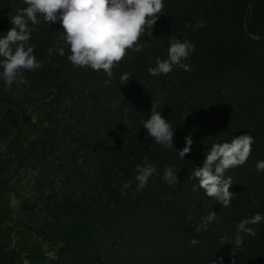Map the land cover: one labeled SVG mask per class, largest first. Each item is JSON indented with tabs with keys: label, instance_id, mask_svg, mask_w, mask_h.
<instances>
[{
	"label": "trees",
	"instance_id": "1",
	"mask_svg": "<svg viewBox=\"0 0 264 264\" xmlns=\"http://www.w3.org/2000/svg\"><path fill=\"white\" fill-rule=\"evenodd\" d=\"M221 3L164 0L152 36L146 32L140 37L142 50L129 49L111 78L103 70L74 67L67 48L64 56L53 51L49 57V48L64 45L57 44L63 34L59 21L47 24L38 16L39 24L29 23L33 31L28 45H35L34 55L43 66L22 70L26 84L6 87L0 78V95L18 94L17 104L33 116L28 127L39 136L40 146L31 147L26 167L36 173L35 185L45 183L49 189L56 176L65 187L70 184L66 192L45 198L41 207L50 209L62 199L77 223L92 207L106 208L82 242L63 243L54 264H200L197 259L209 255L214 264H264V221L255 236H244L240 248L220 242L223 236L234 240L241 220L264 214V171L255 167L264 160V32L256 15L244 27L241 13L213 10L221 9ZM246 3L234 2L238 10ZM26 6L23 0H0V37L13 27L11 17ZM197 10L208 11L207 27L189 32L183 26ZM263 13L264 4L258 16ZM169 38L195 45L182 61L192 70L173 66L167 75L152 76L148 69L157 58L167 59ZM124 74H129L128 81H122ZM153 101L174 131L175 149L147 137L143 122ZM242 134H251L254 143L246 163L224 174L233 180L229 191L234 196L223 207L189 177L202 167L214 143ZM189 135L191 152L181 159L178 151ZM145 161L158 174L137 191L135 167ZM166 166L175 169L178 184L169 186L161 178ZM216 205L220 220L197 233L200 218ZM192 238L199 243H190Z\"/></svg>",
	"mask_w": 264,
	"mask_h": 264
},
{
	"label": "clouds",
	"instance_id": "2",
	"mask_svg": "<svg viewBox=\"0 0 264 264\" xmlns=\"http://www.w3.org/2000/svg\"><path fill=\"white\" fill-rule=\"evenodd\" d=\"M27 5L11 17L13 25L6 35L0 37V78L6 87L13 83L26 84L22 70L35 71L41 68L34 55L35 45H28L33 31L29 23L37 25L42 17L45 23L60 22L63 34L57 38V44L64 42L62 47L55 45L48 49L49 57L53 51L60 56L69 50L67 59L74 67L90 68L93 71L103 70L109 78L112 69L127 55L129 49L136 52L142 50L140 37L147 32L152 36V28L164 9V0H23ZM167 59L156 60V66L148 72L152 76L167 75L177 66L186 72L191 67L182 61L187 60L195 49L190 41H180L169 38ZM15 46V47H13ZM122 81L129 79V74L121 77ZM109 81H106V83ZM159 104L153 101L151 115L143 122V128L157 144L166 149H175L173 144L174 131L169 122L164 119L157 108ZM193 140L185 137V146L179 150V156L184 159L191 152ZM254 138L251 134L236 136L231 142L214 143L205 155L202 167H197L190 179L198 180L199 189L214 198L223 207H229L234 194L229 191L233 184L231 177L224 178L227 169L246 163L251 154ZM256 170L264 171V160L257 161ZM137 191H142L151 176L158 174L154 165L145 161L144 165L135 167ZM169 186L179 183V178L173 167L166 166L161 177ZM125 185L124 187H128ZM193 185V191H197ZM217 213L209 212L200 218L197 233L216 221ZM264 221V214L255 213L241 220L236 226L234 240L228 236L221 237L222 244L228 243L235 248L242 247L244 236H255L256 230L249 225H258ZM218 222V221H217ZM243 234V235H242ZM190 243L197 244L199 240L192 238Z\"/></svg>",
	"mask_w": 264,
	"mask_h": 264
},
{
	"label": "rangeland",
	"instance_id": "3",
	"mask_svg": "<svg viewBox=\"0 0 264 264\" xmlns=\"http://www.w3.org/2000/svg\"><path fill=\"white\" fill-rule=\"evenodd\" d=\"M235 1L222 0L219 4L221 9L213 10L241 13L244 27L246 20L251 17L255 19L256 15L257 24L264 32V13L258 16L264 0H247L243 10L237 9ZM226 4L229 6L226 7ZM206 12L197 10L192 21L187 22L183 28L196 32L207 27ZM229 23L235 27L234 22ZM222 42L227 43L229 39ZM18 99L16 93L12 96L0 95V264L6 261L15 264H54L63 243L82 242L83 236L96 225L106 208L103 205L92 207L85 214L83 222L77 223L74 220L75 214L62 199L55 200L50 209L41 207L45 198L64 189L65 181L56 176L49 189L45 183L39 186L40 189L35 185L36 173L26 167V161L31 147L35 144L39 147L40 140L28 127L33 116L20 108ZM10 120L16 122L14 127L10 126ZM211 210L217 215L221 214L220 205ZM216 220H220V217ZM249 227L255 230L259 228L258 225ZM214 260L210 255L197 259L200 264H214Z\"/></svg>",
	"mask_w": 264,
	"mask_h": 264
},
{
	"label": "water",
	"instance_id": "4",
	"mask_svg": "<svg viewBox=\"0 0 264 264\" xmlns=\"http://www.w3.org/2000/svg\"><path fill=\"white\" fill-rule=\"evenodd\" d=\"M9 124L11 127H14L16 125V122L14 120H10Z\"/></svg>",
	"mask_w": 264,
	"mask_h": 264
}]
</instances>
